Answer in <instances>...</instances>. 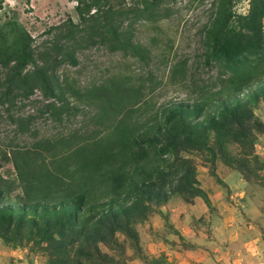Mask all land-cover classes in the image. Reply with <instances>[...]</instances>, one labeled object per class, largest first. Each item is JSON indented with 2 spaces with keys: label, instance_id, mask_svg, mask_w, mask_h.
<instances>
[{
  "label": "rangeland",
  "instance_id": "obj_1",
  "mask_svg": "<svg viewBox=\"0 0 264 264\" xmlns=\"http://www.w3.org/2000/svg\"><path fill=\"white\" fill-rule=\"evenodd\" d=\"M142 1L107 0L102 6L128 12L121 28L144 48L147 56L140 59L98 43L76 46L74 38L62 39L72 24H80L79 0H3L0 27L17 21L34 38L37 58L48 59L52 46L62 45L77 64L64 62L52 74L60 99L36 89L10 106L0 104V206L25 203L14 149H36L48 164H62L58 155L73 144L96 135L115 140L119 121L144 135L162 125L173 106L198 103L211 114L218 103L243 99L244 107L220 131L184 129V123L199 120L195 110L177 120L169 133L181 140L174 152L159 158L151 151L144 163L147 177L127 169L132 180L120 190L121 207L114 205L118 223L112 231L104 226L87 238H73L68 226L54 228L57 217L67 216L40 208L0 219V264H264V93H255L264 87V56L249 57L231 82L218 65L201 59L204 27L220 12L229 17L230 29L241 28L250 0H148L154 8ZM95 10L85 14L87 22ZM261 25L264 39V12ZM6 73L0 66V83ZM20 126L27 129L19 132ZM61 170L68 173V188L75 189L80 172L72 164ZM141 180L149 183L125 195ZM107 219L112 226L114 217Z\"/></svg>",
  "mask_w": 264,
  "mask_h": 264
},
{
  "label": "trees",
  "instance_id": "obj_2",
  "mask_svg": "<svg viewBox=\"0 0 264 264\" xmlns=\"http://www.w3.org/2000/svg\"><path fill=\"white\" fill-rule=\"evenodd\" d=\"M142 2L145 8L156 6L153 1L144 0ZM79 3L80 24H72V30L62 34V39L71 41L74 38L76 46L81 42L98 43L106 46L110 51L120 49L140 59L147 56L144 48L131 41L130 31L121 28L120 18L126 16L127 11L112 10L110 6L102 10L107 0H79ZM2 5L3 0H0V10ZM93 7L96 8V13H92L88 17L91 21L87 22L85 14L89 13ZM263 12L264 0H250L248 14L242 17V27L236 30L228 26L229 17L218 12L209 25L204 27V53L201 58L203 64L218 65L226 76L224 79L231 82L240 72L241 66L244 63L247 66L249 57L261 59L264 56L261 25ZM8 24V29L0 27V66L7 70L4 81L0 83L4 88L0 92V104L11 102L10 106L18 96L28 98L36 89H39L44 97L60 99L52 88L51 77L59 64L64 62L77 64L72 51L67 48L63 49L62 45L54 44L52 46L55 51L53 55L48 59L43 55L37 58L33 48L34 38L19 22L12 21ZM38 60L42 63L39 64ZM223 83L224 81H221L220 85ZM241 89L242 85L236 87L234 91L238 92ZM110 93L102 94L110 96ZM207 93L211 96L214 94V92ZM255 93H264V87H258ZM205 96L206 93L200 96L199 100H203ZM244 105L243 99L223 101L218 103L216 107L218 109L211 114L202 111L203 106L198 103L192 107L173 106L165 110L162 115V125L155 124L151 127L152 134L149 132L144 135L132 134L131 129L119 121L116 126L118 136L113 141L105 142L99 135H96L90 141L73 144L72 150L66 155L64 153L61 158L60 155L54 153V156L58 155V158L62 160V164L57 159L48 164L45 158L40 157L41 153L36 149H14L12 161L17 179L21 183L25 203L20 208L0 206V219H10L15 212L21 218L25 209L33 208V212L37 213L40 208L42 212L54 216H57L55 214L67 216L64 221L57 217L58 221H55L54 228L63 230L68 226L69 230H72L73 238H87L91 231L98 228L102 230L104 226L112 231L118 223L115 217L118 212L117 208L121 207L118 205L120 190L127 179L132 180L131 177L126 176L127 169H131L137 175L147 177L143 173L144 163L151 151L159 158L174 152L176 140H181L176 134L169 133L175 127L177 120L184 114L195 110L199 120L194 123H184V129L188 131L201 129L203 133L210 129L220 131L227 118L237 114L238 112L235 111ZM51 112L53 115L56 114L54 111ZM26 129L20 126L18 131L24 132ZM36 146L46 147L45 144ZM38 158L41 159L39 164L36 163ZM70 164H72V170L80 172L77 176L76 188L73 190H70L65 182L68 173L61 170V167L67 170ZM148 174L150 175L151 172ZM148 183L149 180H141L130 191H126L125 195L136 193ZM105 197L106 199L102 200ZM115 204L119 207L114 209ZM109 216L114 217L112 226L106 222Z\"/></svg>",
  "mask_w": 264,
  "mask_h": 264
}]
</instances>
